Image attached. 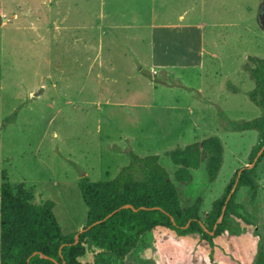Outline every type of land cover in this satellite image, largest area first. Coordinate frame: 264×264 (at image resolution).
Here are the masks:
<instances>
[{
	"label": "rangeland",
	"instance_id": "374dc122",
	"mask_svg": "<svg viewBox=\"0 0 264 264\" xmlns=\"http://www.w3.org/2000/svg\"><path fill=\"white\" fill-rule=\"evenodd\" d=\"M264 0H0V182L23 184L34 204L52 200L61 232H77L86 206L80 176L103 181L128 151L158 154L209 135L222 164L208 182L203 164L182 200L210 209L234 171L249 163L260 109L247 97V56L264 58L258 12ZM257 195L240 186L226 230L213 246L197 234L156 227L107 264H254L264 244V155Z\"/></svg>",
	"mask_w": 264,
	"mask_h": 264
},
{
	"label": "trees",
	"instance_id": "16d2710c",
	"mask_svg": "<svg viewBox=\"0 0 264 264\" xmlns=\"http://www.w3.org/2000/svg\"><path fill=\"white\" fill-rule=\"evenodd\" d=\"M244 69L253 81L247 97L259 107L260 115L241 121L225 118L224 127L235 131H257L256 144L249 153L250 163L264 143V58L247 56ZM222 153L219 137L209 135L164 152L174 167L172 177L159 162L158 154L138 155L133 151L127 152L128 163L109 179L92 181L80 176L77 185L86 206L82 227L93 224L78 233L76 242V232L66 235L61 232L52 212V200L34 204L23 184L13 186L2 173L0 264H107L113 257L122 258L142 234L156 226L171 229L179 236L197 234L202 241L213 246V238L226 230L227 213L244 219L233 201L237 189L247 186L252 191L251 199L257 195L255 168L264 150L251 168L247 167L248 163L234 171L203 217L199 213L202 197L182 200L175 182L187 183L191 172L202 164L208 182L213 181L222 164ZM240 168L222 220L210 235L204 228L212 229ZM124 204L131 207H122ZM254 264H264V244L259 246Z\"/></svg>",
	"mask_w": 264,
	"mask_h": 264
},
{
	"label": "water",
	"instance_id": "95a60500",
	"mask_svg": "<svg viewBox=\"0 0 264 264\" xmlns=\"http://www.w3.org/2000/svg\"><path fill=\"white\" fill-rule=\"evenodd\" d=\"M258 20H259V23L262 27V29L264 30V4L263 6L261 7L260 11L258 12ZM264 150V143L261 145V147L257 150L255 156L253 157L252 161L247 165V167L251 168L254 164H255V161L257 160V158L260 156V154L263 152ZM241 171V168L238 170L237 172V176L229 190V192L227 193L226 195V198H225V201H224V204L221 208V212L219 214V216L217 217L216 221L214 222L213 226H212V229L210 231H208L206 228H204L205 231H207L210 235H213L214 234V230L217 226L218 223L221 222L222 220V217H223V213H224V210H225V206H226V202L228 201V199L230 198V196L232 195V193L234 192V189L236 187V184H237V178H238V174L240 173ZM122 207H131L130 204H124L122 205ZM171 221L173 222V218H171ZM93 224V223H92ZM92 224H89L87 225L86 227H81L75 234H74V242L77 241V237H78V233L89 228Z\"/></svg>",
	"mask_w": 264,
	"mask_h": 264
},
{
	"label": "crops",
	"instance_id": "0c3cea01",
	"mask_svg": "<svg viewBox=\"0 0 264 264\" xmlns=\"http://www.w3.org/2000/svg\"><path fill=\"white\" fill-rule=\"evenodd\" d=\"M156 227H161V226H156ZM156 227H155V228H156ZM155 228H153L152 230H154ZM163 228H164V227H163ZM166 229H167V228H166ZM206 244H207V243H206Z\"/></svg>",
	"mask_w": 264,
	"mask_h": 264
}]
</instances>
